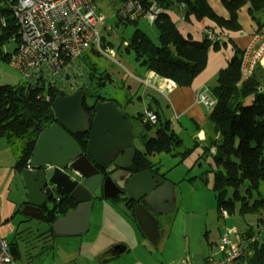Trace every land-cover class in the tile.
Returning <instances> with one entry per match:
<instances>
[{
    "label": "trees",
    "instance_id": "trees-1",
    "mask_svg": "<svg viewBox=\"0 0 264 264\" xmlns=\"http://www.w3.org/2000/svg\"><path fill=\"white\" fill-rule=\"evenodd\" d=\"M156 1L160 8L165 10L154 24L158 29V44L145 32L136 29L125 51L127 54L135 55L136 64L144 69L145 73L154 71L160 77L171 79L181 88L190 87L205 71L211 49L219 50L227 44L212 42L206 37L199 41L185 37L172 20L170 12L184 16L185 21L191 17L197 21L207 19L224 33L242 30L239 12L246 8L257 29L264 26V0H222L229 18L217 15L207 0ZM0 13H3L7 20L12 17L11 10L5 6H0ZM138 22L139 20L127 21L118 26L137 25ZM12 38L18 46L20 42L18 28L11 27L10 24L3 27L0 24V59L7 63L17 48L12 54H4L2 48ZM111 45L113 46L112 43ZM232 46L234 55L227 67L218 72L216 84L211 90L216 103L209 117L221 131L220 147L227 159L222 162L221 159L215 158V166L212 165L213 191L221 216L222 211L234 216L237 207L243 219L248 215L257 216L254 229L239 232V236L249 244L236 264H264V195L261 193L264 184V92L260 86L251 91L245 87L246 81L242 72L244 51L233 44ZM96 57L98 58L99 54L86 53L81 57V62H78L79 72L86 80L79 89L87 92L83 107L90 118V123L95 117V104L99 101L102 103L114 101L120 107H124L118 100L101 94L106 85L112 84L114 80L107 70L100 71ZM93 85L95 89H92ZM72 92L75 91L67 92L45 82L26 81L18 85L0 86V139H4L10 146L15 156L14 169L20 176L30 165L40 136L56 123L52 103L56 98L71 95ZM251 97L252 102L247 104ZM156 115L158 121L152 125L156 136L146 141L144 151L137 150L131 172L136 174L149 170L166 180V174H159V164L152 162L151 158L166 154L180 158L178 163L180 164L194 154L198 146L185 147L183 140L172 130L171 123L162 119L158 113ZM143 116L142 113H138L133 119L138 121ZM74 138L85 150L89 133L77 134ZM17 141H21L19 147L16 146ZM16 147L19 155L14 152L13 148ZM203 153L208 156L207 152ZM255 196L259 198L256 199ZM253 198L255 199L250 202ZM109 201L114 204L123 203L120 199ZM125 201L126 207L132 213L131 217L135 219V203L128 199ZM75 206L69 198H61L59 201H53L52 206H45L43 208L45 222L49 226L46 233L54 235L53 224L56 219L67 216ZM27 219L32 220L29 217ZM16 256L17 254L15 259Z\"/></svg>",
    "mask_w": 264,
    "mask_h": 264
},
{
    "label": "water",
    "instance_id": "water-1",
    "mask_svg": "<svg viewBox=\"0 0 264 264\" xmlns=\"http://www.w3.org/2000/svg\"><path fill=\"white\" fill-rule=\"evenodd\" d=\"M8 22L15 27L13 17ZM257 85L256 78L245 82L250 91ZM86 96L87 92L80 89L52 103L56 123L40 136L30 165L21 176L27 196L21 214L45 222L43 207L69 198L76 206L67 216L56 219L53 233L79 236L89 229L90 210L96 200L120 199L126 206L125 199H128L135 203L134 215L139 229L157 246L163 215L153 208V200L155 196L168 195L169 189L174 187L149 170L131 172L137 155L133 147V120L119 109L117 102L99 101L90 123L83 107ZM138 123L145 131L152 129L151 123L143 118ZM87 132L89 138L84 150L74 136ZM167 201L173 205L171 200ZM14 249L13 254H16ZM119 249V246L115 248Z\"/></svg>",
    "mask_w": 264,
    "mask_h": 264
},
{
    "label": "built area",
    "instance_id": "built-area-1",
    "mask_svg": "<svg viewBox=\"0 0 264 264\" xmlns=\"http://www.w3.org/2000/svg\"><path fill=\"white\" fill-rule=\"evenodd\" d=\"M0 6L11 10L19 31L20 42L10 57L9 65L25 81L45 82L65 91H75L74 78L81 75L77 60L86 53H97L106 59L107 72L111 75L120 73L127 84L134 80L166 97H170L177 88L174 81L160 77L154 71L147 72L145 77L134 74L111 45V40L116 37L115 29L123 22L145 18L151 25L155 24L159 15L165 12L156 0H1ZM179 17L185 21L184 16L179 14ZM0 24L3 27L9 25L3 13H0ZM204 37L212 42L224 40L221 31L210 29L205 30ZM262 67L264 26L256 29L251 43L244 50L242 72L249 77ZM199 100L208 109L216 103L207 91L201 93ZM143 115L151 125L158 121L157 115L150 110ZM75 174L81 177L79 172ZM222 217L226 220L230 216L222 211ZM248 244L238 235L235 226L226 228L220 236L217 254L208 257L206 264H236ZM13 248L0 238V264H18Z\"/></svg>",
    "mask_w": 264,
    "mask_h": 264
},
{
    "label": "crops",
    "instance_id": "crops-1",
    "mask_svg": "<svg viewBox=\"0 0 264 264\" xmlns=\"http://www.w3.org/2000/svg\"><path fill=\"white\" fill-rule=\"evenodd\" d=\"M207 1L217 15L223 18H229V14L222 0ZM170 15L172 20L178 25L179 31L185 37H190L194 40H202L204 38V32L207 29L216 32L220 31L213 22L207 19L197 21L191 17L188 21H181L178 13L170 12ZM239 20L242 25V30L240 32L226 31L223 33V42L227 46L219 50H210L205 71L195 79L190 87H177L170 97H166L152 89H147V91L142 92L141 101L146 103L144 111L150 110L155 114L158 113L162 119L168 120L171 123L172 130L183 140V144L184 138L190 143L187 148L198 146L195 152L198 156L197 161L205 156L203 152H207L208 155L216 159H221V155L223 154L220 147L221 131L213 124L209 117L212 109L206 108L200 102L199 97L201 93L207 91L210 98L215 100L211 90L216 84L218 72L227 67L229 60L234 55L232 44L244 51L251 43L252 35L257 27L249 17L246 8L240 10ZM263 70V67L257 69L256 78L258 85L256 87L261 86L259 79L261 78L260 74ZM144 75L138 74L139 77H143ZM128 85L129 89H132V93L139 94L141 91L139 87H134L132 83ZM145 94H148V97ZM125 108L126 106H119V109L127 113L133 120L134 139L136 134L140 136L143 128L137 120L133 119V116H136L138 113L133 115L128 113ZM144 111L141 113L144 114ZM168 114L172 117L171 119L167 117ZM133 147L139 150L135 147V143H133ZM8 149H11L10 146L4 139H0V153L3 152L4 156H6L9 153ZM14 164L15 156L13 154L12 165L9 167L0 165V229H3L6 223L13 222L17 219V215L21 214L23 204L27 200L25 191V196H20L19 201L17 199L19 203L14 201V199L9 201V198H11V193L8 190L9 184L14 181L17 175L20 179L22 178L15 171ZM158 164L159 174H166V180L157 174L154 175L158 176L163 182H168L173 187L175 186L174 189H169L168 195L155 196L152 204L157 213L163 215L160 218V230L161 228L164 229L162 243L160 242V238L162 237L161 233L157 241V246L152 245L148 241L139 229L136 220L131 217V211L123 203L114 204L103 198L96 200L91 207L89 229L87 232L79 236H57L74 239L72 241L73 245L70 247L69 243H66V245L68 244V249L65 250L66 255L61 256L54 263L46 264H175L173 260L168 259L165 255H162L160 258L157 252L162 253L164 246L166 247L168 243V232L165 228L169 223L170 213L179 207L176 198L177 186L168 178V171L162 172V162L159 161ZM168 199L173 202V205L170 206L167 201ZM22 216L28 220V217ZM0 238L4 239L1 231ZM117 246H119V250H115ZM206 259H204L202 264H206ZM188 264L195 263L192 261Z\"/></svg>",
    "mask_w": 264,
    "mask_h": 264
},
{
    "label": "rangeland",
    "instance_id": "rangeland-1",
    "mask_svg": "<svg viewBox=\"0 0 264 264\" xmlns=\"http://www.w3.org/2000/svg\"><path fill=\"white\" fill-rule=\"evenodd\" d=\"M136 29L145 32L158 44V29L155 25L148 23L145 18L139 19L137 25L129 24L116 28V37L112 39V44L125 66L134 74H145L143 76L145 77L144 69H141L136 64L135 55L133 53L127 54L125 51L126 44L130 41ZM16 48L17 42L12 38L3 46L2 51L4 54H12ZM95 60H97L100 71H106V59L99 56ZM77 62H81V57ZM77 68L79 69V65ZM256 72L257 69L253 75L244 76V80L247 81L251 77L256 78ZM260 75V88L264 92V70ZM78 76L79 78H74L76 89L86 83L84 77ZM112 78L114 82L107 84L101 94L118 100L122 106H126L125 109L128 113L136 115L143 112L146 103L141 101V96L143 91H147V88L132 80V85L141 89L139 94L132 93V89H129V85L120 73L112 75ZM23 82L26 81L22 75L12 69L9 63L0 59V86L18 85ZM76 89L75 92L80 90ZM92 89H95V85H93ZM69 91L71 90H67V92ZM145 96L148 97V94H145ZM88 101L90 102L91 99L89 98ZM251 102L252 97L248 99L247 104ZM167 117L172 118L169 114ZM155 136V129L150 131L143 129L140 136L138 134L135 135V147L144 151L146 141ZM20 144L21 141H17L16 146L19 147ZM184 145L186 147L190 145L186 138H184ZM13 149L19 155L18 148ZM8 150L9 153L6 156H4L3 152L0 153V165L5 167L12 165L13 161V152L11 149ZM197 159V153L192 154L182 164H178L180 158H174L166 154L156 155L151 158L155 163L162 162V172L168 171V178L177 186L176 198L179 207L170 213L169 223L165 228L168 232V243L166 247L164 246L162 253L157 251L160 258L165 255L168 259L173 260L175 264H188L192 261L195 264H202L204 259L217 254L220 236L226 228L235 226L239 235V232H246L249 228L254 229L257 223V216L248 215L243 219L238 213V207L235 215L228 217L226 220L219 214L215 192L213 191L214 172L212 165L213 167L215 166V158L211 155H205L200 160L197 161ZM221 160L222 162L227 160L224 156V151L221 155ZM8 190L11 193L9 201L13 199L14 201H17V199L19 201L20 196L24 197L25 187L22 178L20 179L17 175L14 181L9 184ZM261 193L264 195V184L261 187ZM255 198L258 199L259 197L255 196ZM48 229L49 226L46 222L34 219L26 220L19 214L16 220L6 223L0 231L9 244H14L12 246L16 249L18 264H46L54 263L61 256L66 255L65 250L68 249V244L66 245V243H69L71 247L73 245L72 241H74V239L69 237L48 235L46 233ZM163 230V228L160 230L162 237L160 238L159 236L161 243L164 238Z\"/></svg>",
    "mask_w": 264,
    "mask_h": 264
},
{
    "label": "flooded vegetation",
    "instance_id": "flooded-vegetation-1",
    "mask_svg": "<svg viewBox=\"0 0 264 264\" xmlns=\"http://www.w3.org/2000/svg\"><path fill=\"white\" fill-rule=\"evenodd\" d=\"M50 205L52 206V203H50V204L48 205V207H49ZM43 208H44V207H43ZM43 210H44V209H43ZM44 214H45V213H44ZM45 221H46V220H45Z\"/></svg>",
    "mask_w": 264,
    "mask_h": 264
}]
</instances>
